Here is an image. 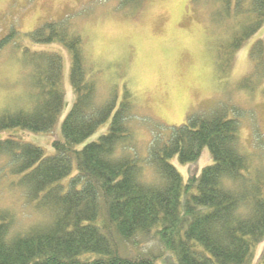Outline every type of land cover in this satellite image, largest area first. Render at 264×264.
<instances>
[{"label":"trees","instance_id":"trees-1","mask_svg":"<svg viewBox=\"0 0 264 264\" xmlns=\"http://www.w3.org/2000/svg\"><path fill=\"white\" fill-rule=\"evenodd\" d=\"M191 3L222 33L215 47L226 67L264 23V0ZM15 35L10 31L0 48ZM19 35L70 51L74 100L61 123L63 138L52 140L53 154L16 137H0L8 187L22 189L40 215L15 229V212L0 206V264H264V248L255 255L264 239V163L253 165L243 151L235 119L216 107L163 128L148 149L158 178L144 182L136 155H118V148L131 145L127 119L133 103L127 91L120 101L112 95L96 100L78 30L59 20ZM263 48L258 39L250 52L264 68ZM23 55L32 75L30 100L0 112V132L51 131L64 103L61 57L28 47ZM111 115L106 133L78 147ZM204 147L212 163L183 181L169 159L194 161ZM151 242L155 246L149 247Z\"/></svg>","mask_w":264,"mask_h":264},{"label":"rangeland","instance_id":"rangeland-1","mask_svg":"<svg viewBox=\"0 0 264 264\" xmlns=\"http://www.w3.org/2000/svg\"><path fill=\"white\" fill-rule=\"evenodd\" d=\"M59 20L67 21L83 38L85 66L96 85V100L112 95L120 101L127 91L133 103L127 119L132 138L131 145L118 148V155H136L143 170L141 180L150 183L158 178L148 149L163 128L185 123L190 113L204 114L216 107L238 123L241 146L253 165L264 163V68L257 66L250 52L258 39L264 46V23L234 53L231 67H226L215 47L222 33L214 30L209 16L193 7L191 0H0V40L12 30L19 35ZM17 35L0 48V112L30 100L32 75L23 58L25 47L60 55L64 103L51 131L14 128L3 130L0 137H16L51 155L52 140L63 138L61 123L74 100L71 54L60 43L35 44ZM111 117L78 147L106 133ZM169 161L185 181L189 173L199 174L211 164L212 157L204 147L194 161L181 163L177 156ZM7 167V159L1 156L0 206L15 212V229H20L40 215L31 210L22 189L8 187ZM263 248L264 239L256 245L255 255Z\"/></svg>","mask_w":264,"mask_h":264}]
</instances>
